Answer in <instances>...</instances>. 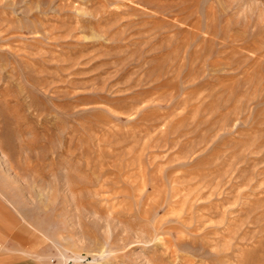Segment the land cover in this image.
<instances>
[{
    "label": "rangeland",
    "instance_id": "374dc122",
    "mask_svg": "<svg viewBox=\"0 0 264 264\" xmlns=\"http://www.w3.org/2000/svg\"><path fill=\"white\" fill-rule=\"evenodd\" d=\"M0 264H264V0H0Z\"/></svg>",
    "mask_w": 264,
    "mask_h": 264
}]
</instances>
